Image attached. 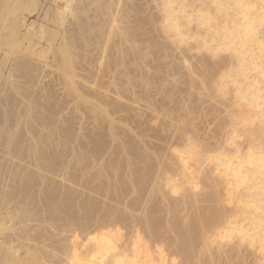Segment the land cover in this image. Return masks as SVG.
<instances>
[{
  "label": "bare ground",
  "instance_id": "1",
  "mask_svg": "<svg viewBox=\"0 0 264 264\" xmlns=\"http://www.w3.org/2000/svg\"><path fill=\"white\" fill-rule=\"evenodd\" d=\"M36 4L0 0L3 58L47 59L53 45L39 49L36 40L51 32L32 17L65 27L54 58L70 94L110 127L120 157L99 163L96 178L106 183L93 191L116 206L97 217L91 201L70 200L43 211L40 226L36 215L17 223L20 184L9 177L0 195V264H264V0ZM67 23L83 36L77 57ZM78 59L86 91L76 81ZM36 226L40 239L30 235Z\"/></svg>",
  "mask_w": 264,
  "mask_h": 264
},
{
  "label": "rangeland",
  "instance_id": "2",
  "mask_svg": "<svg viewBox=\"0 0 264 264\" xmlns=\"http://www.w3.org/2000/svg\"><path fill=\"white\" fill-rule=\"evenodd\" d=\"M78 3V1L75 2V8ZM47 5H49V0H37L36 8L42 9L47 7ZM25 13L27 14V11ZM30 21H36V29H38L40 25H44L48 26V31L51 32L50 35L45 36L43 39L39 40V42L36 40L40 45L38 48H47L48 44H52L53 48L51 53L47 55V59H43L38 53H25L23 56L24 59L14 57L4 59L3 50L5 47L2 49L0 48V195L4 192L3 186L9 177H12L10 178L12 180L10 182L11 185L20 184V186L16 185L20 189H18L19 193L17 192L20 195H16L14 191L15 196H18V198L12 197L13 200H18L20 203L18 204L20 206L17 212L18 216H15L17 223L19 217L21 219L27 218V221L23 222L27 223L30 219L36 220L35 218L37 216V223L39 222L38 226H40V223H42L40 222L41 219L42 221L44 220L43 216L45 213L43 211L48 210L53 214L57 210L56 208H63L67 205V202L71 201L73 203L77 202L74 203L77 205L79 203L85 205L91 201L93 203L92 212H94L97 217L109 215L112 208H115L116 203H114V201L109 202V195H107L106 192V194L103 191H97L96 193L93 191V188H102L106 183L104 179L103 181L96 178L100 166L106 164L104 162H107V160L109 162L111 159L117 158V156L120 157V154H117V149L114 146L115 140L113 141V136L110 135V127L106 122H101L91 116L90 112L82 105V102L77 99L78 97L70 94L69 89L65 86L66 84L63 83L65 82L64 75L60 73L62 71H59L57 68L58 60L56 61L54 57L65 36V27L63 28L60 24H41L42 20L36 17H32ZM65 25L68 30L67 38H69V40L71 37L74 38V45L76 46L75 54L77 57V55L82 54L83 51V36L81 32H79L80 30L78 29L79 26L77 23H67ZM26 42L27 39L24 40L25 44ZM78 61L79 62L75 64L77 72L76 81L78 82V86H80L83 91H86L88 89L84 85L85 72L81 70L83 69L81 61L79 59ZM99 140H101V144ZM133 140L134 142L132 139L130 141L133 143H135V141L138 142L137 139ZM98 142L102 148L98 147ZM85 144L87 145L85 146ZM91 149H95V151H89ZM98 149L100 150L99 152ZM82 151H86L87 154L89 153L90 155L92 153L93 158L90 156L91 159H89V154L86 155V152L84 153ZM115 152L117 154H115L116 157L114 156ZM121 156L123 158L126 157L124 154ZM122 157L121 159H123ZM101 161H103V164ZM89 162H91V164H89ZM99 163L101 164L100 166ZM66 173H68L69 176ZM93 175H95L94 178ZM106 175L111 178L113 174L110 171L106 173ZM71 176L74 181L70 178ZM75 177H78V180H83L84 185L80 186V182L76 181ZM64 178L68 179V183L66 181L67 179ZM22 179L23 181H20ZM19 181L21 183H18ZM71 182H75L77 185ZM22 183L27 184V187L29 186L30 189H27L26 186H21L23 185ZM70 186L74 189L67 193V195H64L62 190L64 187L70 188ZM34 193L36 195H34ZM22 194L24 195V197L22 196L23 198L21 197ZM32 195L34 197H31ZM0 198L2 197L0 196ZM12 198L10 201L7 199H4V201L6 200L10 204V202L13 201ZM21 198L23 200H21ZM14 202L15 201L12 202L14 208L13 205L10 204V210L18 208L15 207V204L17 206L18 202H15V204ZM29 203L31 208L34 209L35 207L36 209L27 208L29 212L33 210L31 212L33 214L31 217H29V213L27 214L24 212L27 210L26 207L29 206ZM31 203H33L32 206ZM73 203L71 206L74 205ZM24 204H26V206ZM77 205L74 206L76 207ZM22 208L23 210L25 208V210L22 211ZM41 213L42 217L40 216ZM38 217L40 218L38 219ZM90 217H85L86 219H84V221L81 220V222L83 221L84 224L89 223ZM94 218L96 225L98 221L96 220V216ZM79 219L75 221V227H77ZM22 221L19 222L22 223ZM37 223L35 221L34 226L35 224L37 225ZM50 223L53 222H48V224ZM56 223L55 221V224ZM36 228L37 231L33 229L36 234L30 232V235H38L37 238L40 239L42 232L40 233L37 226Z\"/></svg>",
  "mask_w": 264,
  "mask_h": 264
}]
</instances>
